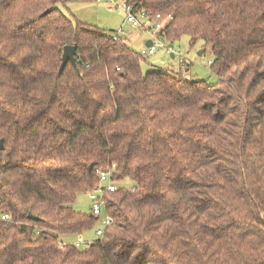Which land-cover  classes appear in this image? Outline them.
<instances>
[{
  "label": "trees",
  "instance_id": "obj_1",
  "mask_svg": "<svg viewBox=\"0 0 264 264\" xmlns=\"http://www.w3.org/2000/svg\"><path fill=\"white\" fill-rule=\"evenodd\" d=\"M128 2L210 46L217 82L144 73L64 0H0V264H264V0ZM111 164L133 183L104 196L112 224L62 242L100 224L72 205Z\"/></svg>",
  "mask_w": 264,
  "mask_h": 264
},
{
  "label": "rangeland",
  "instance_id": "obj_2",
  "mask_svg": "<svg viewBox=\"0 0 264 264\" xmlns=\"http://www.w3.org/2000/svg\"><path fill=\"white\" fill-rule=\"evenodd\" d=\"M107 6L105 0H64V3H59L58 5L60 11L72 20L94 25L100 30L114 32L123 26L126 34L121 36L125 38V42L130 47L138 52L146 48V41L157 42L154 53L146 56L141 62V68L144 73L149 70H163L175 73L182 69L185 79H206L209 83L217 82V75L210 70L213 58L210 46L203 45L201 41L191 43L187 35H182L179 40L170 45L165 39L152 34L150 29L131 27L125 23L126 14L124 11L119 9L111 11ZM171 53H173V57H171ZM181 59L184 61L183 65L180 63ZM115 184L117 187H125L127 189L133 186V183L128 179L117 181ZM72 207L76 211L89 212L87 193L78 194ZM98 226L96 225L78 235L71 237H67L69 235H60L59 238L62 242H72L79 249H85L87 247L85 241L90 242L100 237L95 235V229Z\"/></svg>",
  "mask_w": 264,
  "mask_h": 264
},
{
  "label": "built area",
  "instance_id": "obj_3",
  "mask_svg": "<svg viewBox=\"0 0 264 264\" xmlns=\"http://www.w3.org/2000/svg\"><path fill=\"white\" fill-rule=\"evenodd\" d=\"M107 3V8L111 11L122 10L126 14L125 23L129 24L133 28L140 27L142 29L152 30V34L156 35L159 30H161L171 19V14H149L143 9H138L133 7L128 0H105ZM126 30L121 26L118 30L114 32V35L121 36L125 35ZM156 37H158L156 35ZM150 46H146L145 49L141 50V55L146 57L154 53L157 42L151 41ZM170 50V49H169ZM173 54V53H171ZM180 63L184 64L181 59ZM181 65V66H182ZM115 164H111L107 168H96V186L94 189L87 192V198L89 200V210L93 215L100 217V225L95 229V235L100 236L104 232V228L111 225L113 220L111 216L105 214L104 212V196L107 193L114 192L118 189L114 181L115 175ZM2 219H7V214H1ZM82 241L81 238H79Z\"/></svg>",
  "mask_w": 264,
  "mask_h": 264
},
{
  "label": "water",
  "instance_id": "obj_4",
  "mask_svg": "<svg viewBox=\"0 0 264 264\" xmlns=\"http://www.w3.org/2000/svg\"><path fill=\"white\" fill-rule=\"evenodd\" d=\"M151 40H148L145 45L146 46H150L151 45ZM171 57H173V54H170ZM67 62H70L73 66H76L77 64V60H76V46L74 45H65L63 47V52H62V57H61V64H60V68H59V73H61L65 67V65L67 64ZM78 70V68H77ZM2 141L0 140V149H2ZM93 164H89L88 168L92 169ZM28 218L29 219H34L35 217L32 216L31 214H28Z\"/></svg>",
  "mask_w": 264,
  "mask_h": 264
},
{
  "label": "crops",
  "instance_id": "obj_5",
  "mask_svg": "<svg viewBox=\"0 0 264 264\" xmlns=\"http://www.w3.org/2000/svg\"><path fill=\"white\" fill-rule=\"evenodd\" d=\"M147 42V41H146Z\"/></svg>",
  "mask_w": 264,
  "mask_h": 264
}]
</instances>
